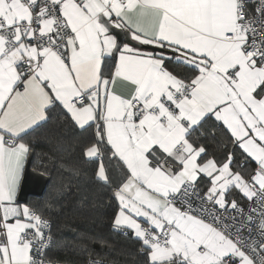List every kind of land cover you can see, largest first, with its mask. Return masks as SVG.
<instances>
[{
    "label": "snow or ice",
    "instance_id": "1",
    "mask_svg": "<svg viewBox=\"0 0 264 264\" xmlns=\"http://www.w3.org/2000/svg\"><path fill=\"white\" fill-rule=\"evenodd\" d=\"M57 103L79 128L96 125L83 155L100 158L98 180L111 183L99 145L120 162L114 226L132 230L146 264H264V239L249 242L206 207L250 223L258 214L264 238V0L254 10L249 0H0V264H54L49 220L17 193L26 137ZM210 115L255 161L248 178L232 153L201 162L206 149L190 137ZM232 188L255 206L229 204Z\"/></svg>",
    "mask_w": 264,
    "mask_h": 264
},
{
    "label": "trees",
    "instance_id": "2",
    "mask_svg": "<svg viewBox=\"0 0 264 264\" xmlns=\"http://www.w3.org/2000/svg\"><path fill=\"white\" fill-rule=\"evenodd\" d=\"M166 67L182 77L191 75L174 62H166ZM47 115V121L26 137L32 147L30 169L47 176V185L40 196H29L25 202L50 222L51 244L45 258L60 264H86L89 260L146 264L141 241L114 226L119 205L113 191L122 175L120 162L111 158L105 145H99L111 183L98 180L95 173L100 158L90 160L83 155L84 148L96 140V126L77 127L58 104L50 107ZM190 140L217 161L232 153V165L244 171L245 178L256 168L212 116L196 128ZM204 184L200 180L196 190L203 193Z\"/></svg>",
    "mask_w": 264,
    "mask_h": 264
},
{
    "label": "built area",
    "instance_id": "3",
    "mask_svg": "<svg viewBox=\"0 0 264 264\" xmlns=\"http://www.w3.org/2000/svg\"><path fill=\"white\" fill-rule=\"evenodd\" d=\"M260 0H249V7L250 10H254L257 6H259ZM253 14L254 11H253ZM248 178V177H247ZM258 187V186H257ZM199 192V191H197ZM204 193V192H203ZM203 193H200V195H203ZM242 194V193H241ZM243 195V194H242ZM227 202L230 204L233 200L232 199H227ZM239 207H242L245 210V213H247L249 206H255V202L252 201L250 202L247 198L243 201H236ZM190 203L192 206L195 207H200V202L196 196H192L190 198ZM177 206L181 207L180 201H177ZM206 207L209 209L215 207L216 208V215L221 218V226L223 224H228L231 228L232 231H236L237 229H240L242 235H244L249 242L252 240H255L257 242H261L262 238L260 234V229H259V216L258 214L255 216V219L253 222H248L246 216L241 217V215L232 209H220L218 206H214L213 204H207ZM235 217V219H233ZM208 219L207 217H205ZM241 225L243 227L241 228ZM46 236H49V229L45 230ZM90 261V260H89ZM89 261L86 262V264H89ZM97 261V260H93ZM101 262V261H100ZM54 264H60V263H54ZM101 264H112V263H107V262H101Z\"/></svg>",
    "mask_w": 264,
    "mask_h": 264
},
{
    "label": "water",
    "instance_id": "4",
    "mask_svg": "<svg viewBox=\"0 0 264 264\" xmlns=\"http://www.w3.org/2000/svg\"><path fill=\"white\" fill-rule=\"evenodd\" d=\"M119 34V39L122 43L129 42L130 46L140 48L143 50H150V51H158L154 49L152 46H141L136 41H131L130 34L126 32V30H116ZM30 159L26 161L25 171L22 178V184L18 194V201L21 203H25L29 196H40L48 181V177L38 173L32 169H30Z\"/></svg>",
    "mask_w": 264,
    "mask_h": 264
},
{
    "label": "crops",
    "instance_id": "5",
    "mask_svg": "<svg viewBox=\"0 0 264 264\" xmlns=\"http://www.w3.org/2000/svg\"><path fill=\"white\" fill-rule=\"evenodd\" d=\"M131 47H133V46H131ZM141 50H143V49H141ZM144 51H150V50H144ZM117 89H118V91H120V92H125L126 93V88H125V86H123V85H120V84H118L117 85ZM58 104V103H57ZM59 105V104H58ZM211 116V115H210ZM213 118H214V116H212ZM214 120H215V118H214ZM218 122V121H217ZM42 123V122H41ZM40 123V124H41ZM219 124H221L223 127H224V129L229 133V135L231 136V134H230V132L226 129V127L222 124V122H218ZM94 124V123H93ZM95 125V124H94ZM96 126V125H95ZM78 127V126H77ZM232 140H233V138H232ZM195 146V145H194ZM196 147H201V146H196ZM239 147V146H238ZM240 149V148H239ZM241 151H242V149H240ZM243 152V151H242ZM244 154V153H243ZM244 156L246 157V154H244ZM208 158H213V159H215L214 157H209V156H202L201 157V162H203V160H205V159H208ZM247 158V157H246ZM248 160H250L254 165H256V163H255V161H253L251 158H247ZM216 160V159H215ZM217 161V160H216ZM225 160H223V161H217L218 163H222V162H224ZM25 166H26V164H25ZM232 170L233 171H241L242 172V174L245 176V172L244 171H242V170H237V169H235V167L232 165ZM25 171V170H24ZM23 175H24V172H23V174H22V176H21V181H20V187H21V184H22V178H23ZM247 178V177H246ZM200 180H204V187H205V191L207 190V187L209 186V184H208V181H207V179H206V177H204L203 175L199 178V180H198V182L200 181ZM198 182L196 183V185L198 184ZM19 190H20V188H19ZM19 190H18V193H17V196H18V194H19ZM204 191V192H205ZM235 191V195H233L232 196V193ZM226 198L227 199H232V200H235V201H243V200H245V197L237 190V189H235V188H232V189H230L229 190V192H228V194H227V196H226ZM18 203H21V202H19L18 201ZM22 204H26V203H22ZM119 205V204H118ZM177 207H179V206H177ZM119 211V208H118V210H117V212ZM116 212V213H117ZM115 216H116V214H115ZM115 216H114V220H115ZM141 223H143V220L141 219V221H140ZM119 229H121V230H126V231H128V232H130L133 236H134V234H133V232H132V230L131 229H127V228H119ZM135 237V236H134Z\"/></svg>",
    "mask_w": 264,
    "mask_h": 264
}]
</instances>
